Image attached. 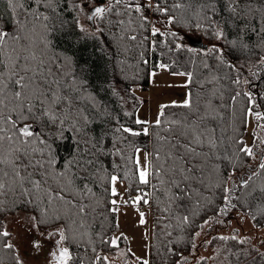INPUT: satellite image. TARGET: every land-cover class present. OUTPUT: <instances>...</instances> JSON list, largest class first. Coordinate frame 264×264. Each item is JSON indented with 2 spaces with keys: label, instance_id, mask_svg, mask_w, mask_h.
I'll list each match as a JSON object with an SVG mask.
<instances>
[{
  "label": "trees",
  "instance_id": "trees-1",
  "mask_svg": "<svg viewBox=\"0 0 264 264\" xmlns=\"http://www.w3.org/2000/svg\"><path fill=\"white\" fill-rule=\"evenodd\" d=\"M91 5L94 34L79 25ZM181 29L210 43L221 32V47L177 45ZM2 38L0 264H21L2 219L18 209L41 233L60 231L69 264L113 263L115 175L129 201L151 189L150 260L131 264H208L224 242L216 264H264L248 236L222 231L230 209L264 226V0H0ZM161 65L190 76V103L164 107L145 131L135 87ZM27 123L37 130L25 138Z\"/></svg>",
  "mask_w": 264,
  "mask_h": 264
},
{
  "label": "rangeland",
  "instance_id": "rangeland-1",
  "mask_svg": "<svg viewBox=\"0 0 264 264\" xmlns=\"http://www.w3.org/2000/svg\"><path fill=\"white\" fill-rule=\"evenodd\" d=\"M148 2L152 5V1ZM96 6L91 5V7H84L79 10V25L85 32L99 33L98 25L96 26L95 24L96 15L99 14V11L95 12ZM66 26L70 27L68 24ZM163 28H166V25ZM179 33L176 44L193 49L205 50L214 45L221 47V41L223 40L221 32L217 34V43L205 41L202 34L195 30L181 29ZM4 40L5 38L0 39L1 48L5 46ZM23 54H26L27 57L31 55L29 52H20L17 55ZM189 81L190 76L188 74L173 73L167 66L161 65L157 69H152L148 89L135 87V91L141 99V105L137 111V121L144 123L145 131H149L151 125L160 121L164 107L172 104L185 105L190 103ZM24 125L26 124L20 125L19 128L21 129ZM254 128L255 120L253 114L250 113L248 127L245 131V146L251 152L254 149L256 139L253 133ZM28 136L24 135L25 138ZM136 156L140 177L142 180L148 181L150 179L149 151L145 148H140L137 150ZM258 159L259 157L255 155L252 164L256 165ZM112 192L115 194V206L113 209L117 211L118 228L113 239L115 249L108 250V256L113 259V263L110 264L149 262L152 212L150 210L143 211L141 207H147L152 202L151 189L148 191L149 194L138 196L140 195L139 192L132 201H129L126 196L125 183L115 175L112 178ZM11 212L2 214V219H4L5 223L4 230L7 234H10L9 243L19 251L21 264H59L57 256H59L61 246L58 243L60 231L54 230L48 233H41L32 214L21 209ZM224 221L229 230L222 231H228L227 233L237 236V239L239 233V237L248 236L251 241L253 240L254 243L258 244L260 252L264 251V226L256 227L248 215L233 209H230L229 215ZM233 229H238L239 233L235 234L232 231ZM121 236L123 237V245L120 246ZM201 236H205V231H202ZM225 246L226 243L224 242L217 249L210 250L207 253L208 264H216V256L218 257L228 252ZM61 248L63 247L61 246ZM206 252L205 250L203 254ZM198 255L196 258L193 256V259L196 260Z\"/></svg>",
  "mask_w": 264,
  "mask_h": 264
},
{
  "label": "water",
  "instance_id": "water-1",
  "mask_svg": "<svg viewBox=\"0 0 264 264\" xmlns=\"http://www.w3.org/2000/svg\"><path fill=\"white\" fill-rule=\"evenodd\" d=\"M99 10L98 9H95V12H98ZM34 130L36 131L37 128H34V125L33 124H26L24 125L22 128H21V131L23 132V134L25 136H28V135H31ZM59 243V241H58ZM59 256H58V261L59 262H62V261H65V264H69V262L67 261V258H68V252L66 251V249H63L60 247V250H59Z\"/></svg>",
  "mask_w": 264,
  "mask_h": 264
},
{
  "label": "built area",
  "instance_id": "built-area-1",
  "mask_svg": "<svg viewBox=\"0 0 264 264\" xmlns=\"http://www.w3.org/2000/svg\"><path fill=\"white\" fill-rule=\"evenodd\" d=\"M145 209H147V207H143V208H142V210H145Z\"/></svg>",
  "mask_w": 264,
  "mask_h": 264
},
{
  "label": "flooded vegetation",
  "instance_id": "flooded-vegetation-1",
  "mask_svg": "<svg viewBox=\"0 0 264 264\" xmlns=\"http://www.w3.org/2000/svg\"><path fill=\"white\" fill-rule=\"evenodd\" d=\"M58 259V258H57Z\"/></svg>",
  "mask_w": 264,
  "mask_h": 264
}]
</instances>
